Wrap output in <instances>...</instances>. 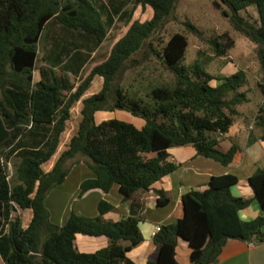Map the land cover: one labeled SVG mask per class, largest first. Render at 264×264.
<instances>
[{"label":"trees","instance_id":"trees-1","mask_svg":"<svg viewBox=\"0 0 264 264\" xmlns=\"http://www.w3.org/2000/svg\"><path fill=\"white\" fill-rule=\"evenodd\" d=\"M109 1L113 13L103 0H0L3 264H135L128 254L144 240L139 229L144 204L136 195L149 192L176 170L169 150L191 147L196 156L229 166L241 148L233 139L227 152L218 147L229 139L240 106L251 101L254 91L261 102L247 124L260 132L257 140L264 142V0L214 3L217 8L224 7L222 15L233 31L254 45L258 67L253 85L240 68L217 80L207 72V62L183 65L188 48L183 34L171 35L159 49L153 47L179 0H134L106 56L85 71L119 12L115 8L119 0ZM54 23L76 34L83 44L54 46L46 59L49 66L40 68L39 80L34 81L38 45ZM209 47L214 58H225L234 41L225 33L211 38ZM141 53L156 57L173 74V85L154 86L140 98L115 85L118 75ZM56 69L62 74H56ZM69 76L77 78V83ZM97 80L101 89L90 94ZM213 81L220 83L212 86ZM77 105L78 116L72 125L71 111ZM114 111L141 119L144 126L139 130L117 119L95 123L97 113ZM12 156L17 163L9 178ZM80 163L94 178L80 185L79 198L95 189L107 193L117 185L129 204L127 218L119 222L103 219L112 206L100 202L96 218L72 213L62 226L51 222L46 198ZM237 183L233 175L214 176L204 191L183 195V217L154 234L157 257L146 264H178L175 251L179 239L190 249L188 264H216L229 240L264 244V215L251 221L239 218L251 201L232 196L230 190ZM248 183L264 212V170L257 169ZM159 196L156 207H165L169 200L162 192ZM27 214L30 219L26 224ZM78 235L105 238L108 246L95 253H80L75 245Z\"/></svg>","mask_w":264,"mask_h":264},{"label":"crops","instance_id":"crops-1","mask_svg":"<svg viewBox=\"0 0 264 264\" xmlns=\"http://www.w3.org/2000/svg\"><path fill=\"white\" fill-rule=\"evenodd\" d=\"M228 76L230 75L223 77ZM38 80L39 74L36 81ZM97 82L101 84L100 80L95 83ZM89 93L95 94L91 91ZM253 94L256 99H252ZM255 94L254 91L250 95L251 101L249 103L240 106L239 115L235 117L233 128L228 134L229 139L224 140L218 147L220 151L227 152L232 147L231 139H233L241 148L236 152L229 166L223 167L213 160L198 157L191 147L173 148L168 153L170 161L177 166L176 170L154 184L149 192L136 195V198L144 204L141 214L142 221L139 223V229L144 240L128 254V257L135 264L155 261L158 253V247L152 241L155 228L173 224L181 219L183 217L182 196L191 191H204L211 177L229 174L238 179V183L230 190L232 196L251 201L248 208L239 212L240 220L251 221L264 215L260 204L254 199V193L248 183V179L257 169L264 170V142L257 140L260 132L247 124L250 120L252 122L256 105L261 102V98ZM75 109H77L78 114L79 105L71 111L72 118ZM118 112L123 111L110 113L119 115ZM100 113L102 112L97 113L95 118ZM121 116L139 130L144 126V122L137 120L138 118H134L130 114H121ZM69 135L70 133L67 132L66 137ZM250 140H252L251 143L248 142ZM93 178L94 174L83 163L71 168L65 182L53 189L46 198L45 205L50 213L52 223L62 226L72 213L96 218L99 216L98 206L100 202L112 206V209L104 214L103 219L119 222L128 217L129 204L119 194L117 185H113L107 193L95 189L86 192L79 198L80 185L85 180ZM159 192H162L169 200L165 207H156V201L160 197ZM27 215L30 219V214ZM75 245L80 253L89 254L106 248L108 241L105 238H89L78 235L75 239ZM175 252L178 264H188L190 249L185 241L178 240ZM0 264H3L1 258ZM216 264H264V244L250 245L238 240H229L223 247Z\"/></svg>","mask_w":264,"mask_h":264},{"label":"rangeland","instance_id":"rangeland-1","mask_svg":"<svg viewBox=\"0 0 264 264\" xmlns=\"http://www.w3.org/2000/svg\"><path fill=\"white\" fill-rule=\"evenodd\" d=\"M107 8L113 13V7L109 0H103ZM134 0H119L115 4V8L119 9L117 15L114 16V24L109 30L105 41L91 54L90 60L85 67V71L89 70L93 64L103 60L109 51L112 43L117 38L118 33L124 27L123 18L125 14L131 11ZM217 0H179L172 15L159 35L153 41V47L159 49L163 43L167 42L169 37L175 33L183 34L188 39V48L183 65L190 66L197 61L207 62V72L217 80L223 79L224 75H231L237 68L247 72L248 79L251 84L254 82L255 73L258 63L254 55V45L247 39L233 31L227 19L222 15L224 7L217 8L214 3ZM187 25L193 26L197 33L189 29ZM234 41V47L227 53L225 58H214L211 54L209 42L211 38L221 36L223 34ZM77 42L83 44V41L74 33L65 32L59 25L51 24L47 29L44 39L38 45V61L36 69L33 72L34 81L38 79V70L49 66L47 56L54 49V46L63 48L67 44ZM68 47V46H67ZM83 51H86L84 48ZM56 74H62L59 69L55 70ZM73 84L77 83V78L69 76ZM174 83V76L165 70L159 60L151 53H141L136 57V62L131 64L124 72H122L115 80V85L120 87L124 92L131 96L144 97L154 86L167 85ZM218 84L213 81L212 85ZM252 88H254L252 86ZM101 89L99 82L95 83L91 88L92 93H97ZM253 99H256L252 95ZM78 109V108H77ZM77 109L73 111V123L77 118ZM119 115L102 112L95 118V123L99 124L103 121L117 119L123 122L121 114L126 112H118ZM142 121L141 119H137ZM143 122V121H142ZM128 123V122H126ZM17 163L14 156L8 161L9 178L12 177L13 167ZM29 221L28 215L25 216L26 224Z\"/></svg>","mask_w":264,"mask_h":264},{"label":"built area","instance_id":"built-area-1","mask_svg":"<svg viewBox=\"0 0 264 264\" xmlns=\"http://www.w3.org/2000/svg\"><path fill=\"white\" fill-rule=\"evenodd\" d=\"M159 230H160V227H156L154 233L158 232ZM250 245H252V244H250Z\"/></svg>","mask_w":264,"mask_h":264}]
</instances>
